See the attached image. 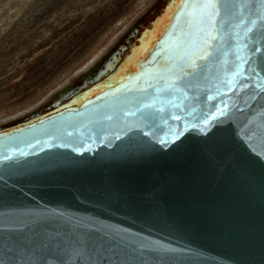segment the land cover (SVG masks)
I'll use <instances>...</instances> for the list:
<instances>
[{
    "label": "water",
    "instance_id": "95a60500",
    "mask_svg": "<svg viewBox=\"0 0 264 264\" xmlns=\"http://www.w3.org/2000/svg\"><path fill=\"white\" fill-rule=\"evenodd\" d=\"M227 3L210 46L175 45L181 0L140 68L0 131V264H264V20Z\"/></svg>",
    "mask_w": 264,
    "mask_h": 264
},
{
    "label": "rangeland",
    "instance_id": "374dc122",
    "mask_svg": "<svg viewBox=\"0 0 264 264\" xmlns=\"http://www.w3.org/2000/svg\"><path fill=\"white\" fill-rule=\"evenodd\" d=\"M172 0H0V131L115 73Z\"/></svg>",
    "mask_w": 264,
    "mask_h": 264
},
{
    "label": "snow or ice",
    "instance_id": "6c2138e0",
    "mask_svg": "<svg viewBox=\"0 0 264 264\" xmlns=\"http://www.w3.org/2000/svg\"><path fill=\"white\" fill-rule=\"evenodd\" d=\"M185 14L184 19L178 22L177 35L174 38V43L178 48L191 49L198 46V43L210 46L216 40L213 35L216 25L219 23L221 15V0H184ZM255 6L258 8L257 16L264 20V0H254ZM233 7L235 5H232ZM242 7H252L253 4L249 0H244ZM225 9L228 7L227 0L224 4ZM255 23V21H253ZM203 52L202 56H196L194 53L188 58V65L193 69L198 68L196 60L203 59L209 53L200 49ZM260 51L259 48L256 49ZM264 60V57H262ZM191 75L193 73H187ZM178 119V117H177ZM261 135H264V130H261Z\"/></svg>",
    "mask_w": 264,
    "mask_h": 264
},
{
    "label": "bare ground",
    "instance_id": "6f19581e",
    "mask_svg": "<svg viewBox=\"0 0 264 264\" xmlns=\"http://www.w3.org/2000/svg\"><path fill=\"white\" fill-rule=\"evenodd\" d=\"M180 3L181 0H172L171 3L166 6V10H163V12L160 13L162 15L154 22L153 30H150V27L143 33L141 44L139 46L137 44L135 47H133L132 53L128 54L118 70L91 88V90L87 92L86 96L95 94L102 87L104 88L112 86L115 83L121 81L124 78L127 68L134 70L135 68H140L142 65H144L152 56V51L158 45L160 36L165 30H169L171 28L173 17L176 11L179 9ZM70 104L75 105L76 102L72 101Z\"/></svg>",
    "mask_w": 264,
    "mask_h": 264
},
{
    "label": "flooded vegetation",
    "instance_id": "af4514ba",
    "mask_svg": "<svg viewBox=\"0 0 264 264\" xmlns=\"http://www.w3.org/2000/svg\"><path fill=\"white\" fill-rule=\"evenodd\" d=\"M162 12H163V11H162ZM150 27H151V26H150ZM150 27H149V28H150ZM149 28H148V29H149Z\"/></svg>",
    "mask_w": 264,
    "mask_h": 264
}]
</instances>
